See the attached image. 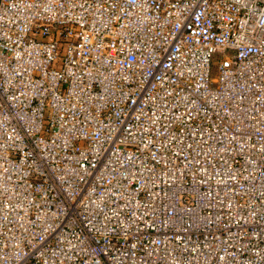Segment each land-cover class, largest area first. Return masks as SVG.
<instances>
[{"label": "built area", "instance_id": "1", "mask_svg": "<svg viewBox=\"0 0 264 264\" xmlns=\"http://www.w3.org/2000/svg\"><path fill=\"white\" fill-rule=\"evenodd\" d=\"M0 264H264V0H0Z\"/></svg>", "mask_w": 264, "mask_h": 264}]
</instances>
